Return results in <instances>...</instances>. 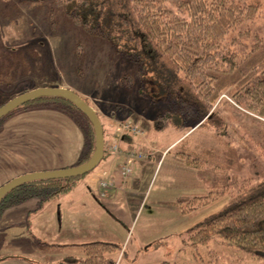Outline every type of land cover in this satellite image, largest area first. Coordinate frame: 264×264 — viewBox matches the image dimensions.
<instances>
[{
    "label": "rangeland",
    "instance_id": "obj_1",
    "mask_svg": "<svg viewBox=\"0 0 264 264\" xmlns=\"http://www.w3.org/2000/svg\"><path fill=\"white\" fill-rule=\"evenodd\" d=\"M189 1L169 0L161 6L170 11L174 18L189 19L190 11L187 14L180 12V8H187L185 4ZM111 2L114 13L129 17L126 0ZM191 2L195 7L204 8L207 14L214 15H221L224 9L241 6V9H237L233 23L227 28L228 38L238 43L234 46L242 56L253 53L256 55L258 51L264 49V0H191ZM243 8L247 11L244 12ZM50 10H55L52 4L39 6L23 0H0V59L3 63L17 62L18 57L23 55L27 64L26 69L20 66L18 77L12 86L0 88V105L18 91L31 90V87L55 88L70 85L86 95L83 98L89 100L103 121L106 119L103 114L111 112L122 114V111L126 110L129 111V115L124 119L133 121L145 132L137 139L145 138L154 143L160 151L174 143L180 137L176 129L160 131L154 124L157 113L163 111L166 105L151 73L144 74L143 82L138 79L132 90L122 87L118 81L119 77L134 71L137 64L116 53L109 43L89 39L58 13H54L56 26L52 29L47 20V11ZM78 42H83L86 46L82 59L75 55V45ZM145 46L148 50L146 42ZM151 56L154 57L153 54ZM231 92L232 89L227 87L215 106L224 102L234 104ZM227 115L232 121L226 126L228 129L226 132L231 136L230 140H233V136L238 140L239 135L235 130H239L248 136L255 145V151L261 155L260 159L254 160L255 166L259 165L260 161L264 162V129L257 128L253 121L248 122L234 114ZM112 119L118 126L124 120L115 117ZM210 129L200 128L187 138L185 143L170 149L168 157L162 159L161 155H155L152 158L148 156L144 160L135 161L132 174L125 178L123 175L122 180L130 178L129 185L124 187L125 192L118 197L116 207L118 211L125 212L128 216L133 215L131 222L127 221V226L122 225L120 232L116 229L105 230L106 233L115 236L111 240L106 239L104 235L96 237L121 247V250L113 254L120 264H264V260L255 259L236 247H230L218 235L214 236L208 245L194 244L192 239V235L199 230V225L206 217L223 211L231 203L258 188L264 183V177L252 180L249 176L251 181L244 183L245 187L241 183L239 191L226 193L208 205L196 206V210L189 213L174 204L182 197L209 195V190L198 181L194 170L176 161L178 151L182 148L190 146L200 153L212 149L215 154L214 163L223 167V170H230L231 173L240 170L236 165H233L234 168L229 167L230 155L227 145L217 141ZM209 161L213 162L211 156ZM242 162V166L245 167V160L242 159ZM247 171L248 169L246 174ZM96 172L97 170L92 171L82 178L74 189L75 194L69 199L75 204L72 213L76 217H78L76 214L81 212L79 203L82 200L81 193L86 188L85 182L89 181L94 185L101 177ZM240 177L247 180L248 175L241 172ZM114 186L113 182L110 187L103 189L101 193L103 198L107 196V190ZM54 206L50 205L38 216L29 215L30 222L26 224L25 231H21L20 237L7 239L3 257L26 264H59L70 257L84 258L83 248L74 246L88 243L83 242L86 238L82 235L81 225L79 223L74 226L67 225L65 214H62V210L60 215L56 214ZM36 217H41L43 222L55 218L56 223L45 226ZM60 220L61 226L58 224ZM37 240L64 247L44 253L38 248Z\"/></svg>",
    "mask_w": 264,
    "mask_h": 264
},
{
    "label": "trees",
    "instance_id": "obj_2",
    "mask_svg": "<svg viewBox=\"0 0 264 264\" xmlns=\"http://www.w3.org/2000/svg\"><path fill=\"white\" fill-rule=\"evenodd\" d=\"M23 1L34 2L39 6L52 4L55 10L47 11V20L52 29L56 26L54 13H58L89 39L105 41L116 53L134 61L137 64L134 71H129L118 79L122 87L132 90L138 79L143 82L144 74L150 72L166 105L154 119L158 130L174 128L185 133L207 127L214 132L217 141L227 145L229 167H240L235 173L225 171L214 163L215 154L212 149L200 153L187 146L178 151L180 157L194 165L199 179L209 190V195L205 197L179 198L174 204L184 212H192L196 210V206L208 205L226 193L239 191L250 179L259 180L264 177V162L260 161L255 166L254 160L260 159L261 155L255 151V145L248 136L235 130L239 141L234 136L230 140L231 136L226 132V126L232 122L227 114L237 115L248 122L253 121L257 128L264 129V49L256 55L253 53L242 56L235 48L238 43L227 36V28L233 23L237 9H241V6L224 9L221 15H214L207 14L202 7L193 6L190 0L185 4L187 8L179 7L182 14L190 11L189 19H186L174 18L170 11L161 6L169 0H126L129 17L114 13L111 0ZM243 11L247 9L243 8ZM85 51L83 42L75 45L77 58L82 59ZM20 66L27 68L23 55L18 57L17 62L3 63L0 59L1 89L16 82ZM227 87L232 89L231 100L234 104L224 102L215 106ZM28 91L30 89L23 93ZM83 99L92 106L88 99ZM39 108L63 111L80 125L85 145L80 161L75 166L87 163L96 151L95 128L90 118L66 98L40 97L23 105L0 120V131L8 118ZM96 112L100 118L97 110ZM255 114L262 116L256 117ZM122 115L126 118L129 111H122ZM102 125L106 137L103 122ZM107 154L105 148L104 158ZM209 156L213 158V162L209 161ZM242 159L245 160V167L242 166ZM241 172L248 175L247 180L241 179ZM87 175L25 183L3 197L0 210L6 204L17 205L34 198L40 203L55 200L74 190ZM199 227L192 235L194 244L208 245L218 235L230 247H236L255 259L264 260V183L228 205L223 211L206 217ZM37 246L46 253L64 247L40 240H37ZM75 246L83 248L85 257H70L59 264H117L113 254L121 250L119 245L104 241Z\"/></svg>",
    "mask_w": 264,
    "mask_h": 264
},
{
    "label": "crops",
    "instance_id": "obj_3",
    "mask_svg": "<svg viewBox=\"0 0 264 264\" xmlns=\"http://www.w3.org/2000/svg\"><path fill=\"white\" fill-rule=\"evenodd\" d=\"M60 87L75 91L81 97L86 96L70 85H61ZM33 89L36 88L31 87V90ZM21 94H23V91H18L16 95L5 101V104ZM112 113L103 114L106 118L104 121L99 114L105 126V148L108 154L93 171L97 170L96 173L101 175L100 179L94 185L89 181L85 182L86 188L81 193L82 200L79 203L81 212L76 214L78 217L72 213L73 208H75L74 202L69 201L72 195L75 194L74 190L60 195L55 200L44 203H40L38 199L34 198L17 205L6 204L0 210V264H26L25 262L3 257L5 243L9 237L15 239L20 237L21 231H25L26 224L30 222L28 220L29 215L35 214L38 216L50 205H55L56 214L58 215L62 210L67 225L74 226L78 223L81 225L82 235L86 238L83 239L86 240L83 242L103 241L96 238L101 235L106 236L108 240L115 238L113 234L106 233L105 230L116 229L117 232H120L122 225L127 226V221L131 222V217H133V215L128 216L125 212L118 211L116 207L118 197L122 195V192H125L124 187L129 185L130 178L122 180L123 174L121 172V167L126 161L127 152L138 150V152L147 154L149 158L161 155L163 159L169 156L170 149L176 148L182 140L191 137L200 129H193L185 133L177 131L180 137L161 151L154 143H150L145 138L137 139V137L126 135L119 142V152L113 153L109 151V147L119 134V126L112 122V117L119 120L124 117L119 112ZM84 145L85 138L80 125L63 111L39 108L17 113L5 121L0 131V188L11 180L26 174L61 170L77 165ZM175 159L178 163H184V166L193 169L198 181L201 182L194 165L189 164L178 154ZM103 181L114 182L115 185L111 190H107V196L104 198L101 194L103 191L101 182ZM124 181L126 184H124ZM137 209L138 206H136ZM63 210L66 212H63ZM36 218H39V222H43L41 217ZM46 219L47 216H45ZM43 223L48 226L50 223H56V221L54 218ZM58 224L59 226L62 225L61 220ZM117 264H120L119 260H117Z\"/></svg>",
    "mask_w": 264,
    "mask_h": 264
},
{
    "label": "water",
    "instance_id": "obj_4",
    "mask_svg": "<svg viewBox=\"0 0 264 264\" xmlns=\"http://www.w3.org/2000/svg\"><path fill=\"white\" fill-rule=\"evenodd\" d=\"M40 97H63L70 100L81 111H83L90 118L95 128L96 151L87 163L61 170L30 173L11 180L0 188V202L6 194L31 181L48 179L60 180L85 176L94 171L104 158L105 136L102 122L96 110L90 106L81 96L70 89L63 87L36 88L23 93L0 107V120L17 108Z\"/></svg>",
    "mask_w": 264,
    "mask_h": 264
},
{
    "label": "built area",
    "instance_id": "obj_5",
    "mask_svg": "<svg viewBox=\"0 0 264 264\" xmlns=\"http://www.w3.org/2000/svg\"><path fill=\"white\" fill-rule=\"evenodd\" d=\"M119 136H117L115 138V140L111 143L110 145V152L113 153H118L120 148H119V142L121 141V139L123 138V136L125 135H131V136H138L141 137L144 135V132L141 128H139L137 125H135L133 123V121L127 119V120H123L122 122H120L119 125ZM147 158V155L143 152H138L136 150H131L129 152H127L126 154V162L123 164V166L121 167V172L124 175V178L131 175L133 172V167L135 165V161L137 160H144ZM113 182H101V186L103 187V189H106L108 187H110L112 185ZM103 195H105L103 193Z\"/></svg>",
    "mask_w": 264,
    "mask_h": 264
}]
</instances>
